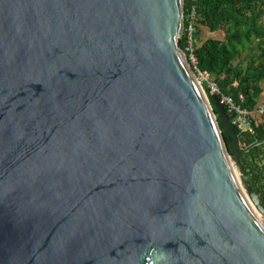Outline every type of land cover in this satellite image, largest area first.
Listing matches in <instances>:
<instances>
[{"label":"water","instance_id":"1","mask_svg":"<svg viewBox=\"0 0 264 264\" xmlns=\"http://www.w3.org/2000/svg\"><path fill=\"white\" fill-rule=\"evenodd\" d=\"M185 24V0H0V264H264V141L241 147Z\"/></svg>","mask_w":264,"mask_h":264},{"label":"trees","instance_id":"2","mask_svg":"<svg viewBox=\"0 0 264 264\" xmlns=\"http://www.w3.org/2000/svg\"><path fill=\"white\" fill-rule=\"evenodd\" d=\"M193 8L197 10L193 38L199 69L211 74L220 86L222 95L234 97L251 111L257 110L263 92L264 48H258L257 52L255 41L259 39L260 46L264 41V25L261 23L264 0H185L186 24L180 39V47L184 51L189 44L190 13ZM203 27L213 32L223 30L226 39L211 38L202 43ZM206 92L210 96L208 89ZM241 95H244V100ZM210 101L220 120L214 102ZM253 123L255 134H241L236 130L243 149L264 141V115H254ZM231 156L234 159L232 152ZM242 164L264 206V147L244 156Z\"/></svg>","mask_w":264,"mask_h":264},{"label":"built area","instance_id":"3","mask_svg":"<svg viewBox=\"0 0 264 264\" xmlns=\"http://www.w3.org/2000/svg\"><path fill=\"white\" fill-rule=\"evenodd\" d=\"M197 18V10L192 9L190 13V27H189V44L184 51L187 57H189L190 64L195 72L198 82L204 92L207 94L206 89L209 90L210 94L213 96H218L223 105L225 106L227 113L231 119L232 126L240 132L241 134H255L254 132V113L258 112L260 115H264V106L258 108V110L251 111L238 103L236 99L230 95H222L220 86L218 83L213 80L209 72H202L198 67V59L195 55L194 48V23ZM208 96V95H207ZM241 98L244 100V95H241Z\"/></svg>","mask_w":264,"mask_h":264},{"label":"crops","instance_id":"4","mask_svg":"<svg viewBox=\"0 0 264 264\" xmlns=\"http://www.w3.org/2000/svg\"><path fill=\"white\" fill-rule=\"evenodd\" d=\"M261 21H262L261 22L262 25H264V16H263ZM200 38L202 40V43L205 42L206 40L211 39V38L225 40L226 39V33L223 30L213 32L209 28L203 27L202 28V34H201ZM258 44H260V41H259V39H256L255 46L257 48V52H258V48H259ZM262 47L264 48V41L262 43ZM244 56H246V54ZM262 90H263V92L259 98L258 108H260L261 106H264V82L262 83ZM258 108H257V110H258ZM256 114H259V113L256 112L254 115H256Z\"/></svg>","mask_w":264,"mask_h":264},{"label":"rangeland","instance_id":"5","mask_svg":"<svg viewBox=\"0 0 264 264\" xmlns=\"http://www.w3.org/2000/svg\"><path fill=\"white\" fill-rule=\"evenodd\" d=\"M258 47H259V49H260V47H262V46H260V45L258 44ZM187 59L189 60V57H187ZM189 62H190V61H189ZM207 95H208V94H207ZM210 96H213V95L210 94ZM210 96L208 95L209 98H210ZM233 162H234V165H235L236 171L238 172V175L241 176V173H240V170H239L238 166L236 165V163H235L234 160H233Z\"/></svg>","mask_w":264,"mask_h":264}]
</instances>
